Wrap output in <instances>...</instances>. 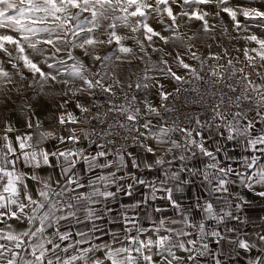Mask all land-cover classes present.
Returning a JSON list of instances; mask_svg holds the SVG:
<instances>
[{
  "label": "snow or ice",
  "instance_id": "6c2138e0",
  "mask_svg": "<svg viewBox=\"0 0 264 264\" xmlns=\"http://www.w3.org/2000/svg\"><path fill=\"white\" fill-rule=\"evenodd\" d=\"M257 2L0 0V264H264V226L244 230L264 199Z\"/></svg>",
  "mask_w": 264,
  "mask_h": 264
},
{
  "label": "rangeland",
  "instance_id": "374dc122",
  "mask_svg": "<svg viewBox=\"0 0 264 264\" xmlns=\"http://www.w3.org/2000/svg\"><path fill=\"white\" fill-rule=\"evenodd\" d=\"M211 7H212V8H215L214 6H211ZM177 11H179V9H177ZM150 22L152 23L153 27H155L157 30H160V25H159V23H158L156 20H151ZM213 23H216V24L218 25V26H217V33H216V35H217V39H218V40L221 39V37H220V33L222 32V28H223L224 25H227V26H228V29H229V32H228V34H227L228 37L236 36V33L233 32V30H232L231 22H230V21H225V20H222V21H221V20H219V19H214ZM197 26H198V22H192V23L190 24V26L187 27V28L182 24V25H181V31L186 32L187 35H191L192 32L196 31ZM120 31H121L122 34L127 32L126 29H121ZM252 31H254V32H256L258 35L264 37V32H262L260 29L253 28ZM165 34H167V33H165ZM241 35H243V33H242ZM221 42H222V44H223L224 47L228 48L230 54H236V55H239V54L235 51V47L243 46V45L245 44V42H244L243 40H239V41H237V40H234V39H228V38L223 39ZM126 43H128V44H132L133 41L129 40V41H127ZM188 43H195L196 46H197V48L200 49V52L203 53V54H205V55L207 54L208 51H212V52H219V51H220V49L217 48V47L215 46V44H213V47H212L210 50L207 49V48H205V47H203L204 44L212 43V41L209 40V39L207 38V36L204 35L203 33H201V35H200V39H199V40L188 41ZM175 46H181V42H177V45H175ZM181 50L183 51L182 46H181ZM194 50H195V49H194ZM108 51H109V49H108L107 47H105V48H103V49L100 50V54H101V55H104V54H106ZM77 54H79V53H77ZM153 58L155 59V57H153ZM189 62H190V63H193V64H196V63H197V62H195V61H191V60H189ZM143 67H144L143 64H141L139 61H136V62H134V64L131 66V68H129V66H127V67L124 68V69H123V68H118V69H116V72H117V74L120 76V78H121L122 80H127V78L129 77V75H131V77H132V81H133V84H134V83H135V79H136V75L140 72V70H141ZM181 74H182V73H181ZM25 75H28V73L25 72ZM16 79H17V85H18V86L23 84V82H21V81L18 80V78H16ZM61 87H62V86H61ZM166 87H167V90L170 91V90L172 89L173 85H172L171 83H168V84L166 85ZM58 90H59V89H58ZM38 91H39L38 88L28 89L27 93H25V94H23V95H24L25 97H27V96H34V95L36 94V92H38ZM6 94H7V93H6L5 91H0V102L3 101V99H4V97H5ZM10 95L12 96L13 99H16V100H17V105H16V106L18 107V106H19V103H20V100H19V98H18L19 94L16 93L15 88H13V91L11 92ZM151 95H152L153 97H155V93H154V91H153V93H151ZM156 102L159 103L158 98H156ZM72 105H73V104H70V105H69V108H70ZM4 112H5V109L2 108V107H0V113H4ZM37 114H38V115H41V118H42V119H45V124H48V116H47V113L41 114V113L39 112V110H37ZM11 116H12V119H13V120H16V118H17V113H16V112H13V113L11 114ZM17 127H19V124H17Z\"/></svg>",
  "mask_w": 264,
  "mask_h": 264
},
{
  "label": "crops",
  "instance_id": "0c3cea01",
  "mask_svg": "<svg viewBox=\"0 0 264 264\" xmlns=\"http://www.w3.org/2000/svg\"><path fill=\"white\" fill-rule=\"evenodd\" d=\"M69 110L76 111L74 104L69 108ZM45 126L47 127L48 124H45ZM249 198L251 199V197ZM247 216L249 217V221L247 224L244 225V230H247L250 233L255 234L256 231L260 230L261 226H264V199H260V198L251 199L250 207L247 210ZM239 261L240 264H247V259L243 254L240 256ZM229 264H234V262L229 261Z\"/></svg>",
  "mask_w": 264,
  "mask_h": 264
},
{
  "label": "built area",
  "instance_id": "2783aa9c",
  "mask_svg": "<svg viewBox=\"0 0 264 264\" xmlns=\"http://www.w3.org/2000/svg\"><path fill=\"white\" fill-rule=\"evenodd\" d=\"M230 55H231L232 57H236V56H237L236 54H230ZM211 63L215 64L216 62H215V61H212ZM220 63H223V61H220ZM241 66H242V65L237 64V68H239V67H241ZM206 70H207V69H206ZM246 70H247V71H251V69H246ZM252 79L256 80L258 83L261 82L260 80L257 79V77L255 76V74H253ZM194 83H196V82L194 81ZM205 87L210 89V88H211V85L209 84V85H207V86H205ZM171 90H172V89H171ZM171 90H170V91H171ZM224 90L227 91V89H224ZM118 94H119V93H118ZM203 94L206 95V92L203 93ZM121 99H122V96H121ZM185 112H188V113H190V114H192V115L201 114V110H200V109H197V108L184 109V110H182V111L179 113V116H180L181 119H183ZM78 115H79V113H78ZM201 118L203 119L204 116L201 115ZM185 123H187V121H185Z\"/></svg>",
  "mask_w": 264,
  "mask_h": 264
},
{
  "label": "bare ground",
  "instance_id": "6f19581e",
  "mask_svg": "<svg viewBox=\"0 0 264 264\" xmlns=\"http://www.w3.org/2000/svg\"><path fill=\"white\" fill-rule=\"evenodd\" d=\"M238 4H246V0H231V5H232V6H235V5H238ZM250 6L261 7L262 5H261V3H260L259 0H258V2H257L256 4H254V5H250ZM207 10L210 11V12H212V13H215L216 8H212L211 6H209ZM221 16L223 17V20H225V21H230L226 14L221 13ZM241 19H243V18L241 17ZM209 20H210V23H212V24H216V23H213L214 18L210 17ZM216 25H217V24H216ZM217 26H218V25H217ZM126 42H127V41H126ZM127 66H128V65H122L120 68H123V69H124V68H126Z\"/></svg>",
  "mask_w": 264,
  "mask_h": 264
}]
</instances>
